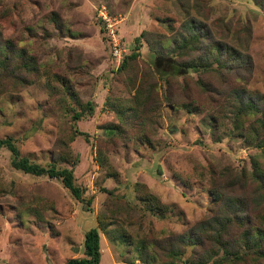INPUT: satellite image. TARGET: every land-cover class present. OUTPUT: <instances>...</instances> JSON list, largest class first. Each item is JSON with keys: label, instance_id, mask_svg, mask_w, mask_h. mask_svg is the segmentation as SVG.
I'll use <instances>...</instances> for the list:
<instances>
[{"label": "rangeland", "instance_id": "rangeland-1", "mask_svg": "<svg viewBox=\"0 0 264 264\" xmlns=\"http://www.w3.org/2000/svg\"><path fill=\"white\" fill-rule=\"evenodd\" d=\"M100 6L114 23V42L123 50L119 62L137 48L134 64L122 72L115 71L97 17ZM186 16L205 24L213 39L247 51L244 88L263 95L264 109V0H0V39L24 49L37 71L23 70L22 85L0 89V138H10L21 156L41 166L60 152L66 162L57 165L72 167L74 183L92 197L86 210L58 178L13 168L10 152L0 147V264H63L82 257L83 233L97 225V264H171L162 248L153 249L154 241L164 246L168 236L219 212L222 195L242 199L249 215L260 211L249 157L264 146L253 145L247 122L234 132L228 107H204L192 86V102L185 103L177 88L181 76L165 97L163 80L145 75L146 64H157V74L166 66L145 41L136 46L133 38L141 31L168 36ZM126 77L144 88L156 84L134 117L122 116L133 93ZM227 95L219 97L230 102ZM74 100L89 102L91 112L73 119L67 104ZM106 122L123 133L104 143L98 162L94 144L103 139ZM140 241L149 255L138 254Z\"/></svg>", "mask_w": 264, "mask_h": 264}, {"label": "trees", "instance_id": "trees-1", "mask_svg": "<svg viewBox=\"0 0 264 264\" xmlns=\"http://www.w3.org/2000/svg\"><path fill=\"white\" fill-rule=\"evenodd\" d=\"M51 17L54 20V16ZM166 37L168 42L163 43L162 38ZM141 39L146 42L148 49L157 59L163 62L162 66H166L160 69V74H157L159 70L157 64L151 68L146 64L145 70V75L147 74L150 78L154 76L163 80L165 97H170L167 95H170L171 82L175 81L177 76H181L182 79L178 82L177 88L184 92L185 103L192 102L187 94L188 88L192 86L194 90H197L195 95H201L204 99L201 105L213 107L212 104L216 103L228 107L231 109L230 120L234 132H239L243 123L247 122V133L253 145L257 148L264 146V109L261 106L263 95L244 88V73L248 72L251 65V57L247 51H240L213 39L205 24L192 16H186L179 28L168 36L141 31L133 38L136 46ZM137 57L136 48L122 57L115 71L122 72L129 68ZM23 70L36 75L32 57L27 56L24 49L16 48L10 40L0 39V89L5 85L10 87L22 85L25 79L22 75ZM191 73H195L194 78L190 76ZM125 79L133 93L130 97L131 105L121 109L122 116L134 117L136 110L143 109L148 95L156 92L154 90L156 84L153 80V83H147L144 88L139 86V83H135L133 77ZM227 87H229L228 90ZM46 89L51 96L52 87L48 85ZM222 91H227L230 102H225L219 97ZM67 106L71 112L70 116L75 120L82 117L84 113L91 112L89 102L74 100L73 104H67ZM101 127L104 129L103 139L100 138L99 142L94 144L98 162L103 158L101 151L106 149L104 143L115 135L120 136L123 133L122 127L115 123L106 122L101 124ZM72 133L79 132L73 130ZM79 134L87 139L86 134L82 132ZM69 139H72V136ZM62 144L63 142L59 139L58 150ZM0 147H5L10 152L9 162L13 168L35 176L46 175L58 178L62 186L76 200L84 204L86 210L88 209L92 197L84 196V189L74 183L72 167L57 165V160L66 162V157L59 155L60 152L52 154L48 164L41 166L21 156L10 138H0ZM261 158L264 160L263 148L257 157L252 155L249 157L250 176L260 190L261 201L263 199L259 212L249 215L242 199L232 195H222L219 200L222 209L219 212L187 226L181 234L168 236L162 243L164 246H161L158 240L154 241L153 249L157 251L158 247L162 248L165 255L171 258V264H174V260H184L188 264H206L211 259H214V264H264V166L260 162ZM243 173L245 172H240V174ZM232 185L233 181L225 184L224 187L229 188ZM136 186L141 187L138 183ZM152 200L156 201L155 198ZM150 202L151 206L155 205L152 201ZM156 205L161 209L164 207L159 202H156ZM98 229H101L99 225L85 230L82 240L83 256L69 258L63 264H97L99 262ZM136 246L140 256L149 255L144 242L140 241ZM185 250L187 255L183 257ZM140 258L143 262L148 259Z\"/></svg>", "mask_w": 264, "mask_h": 264}, {"label": "built area", "instance_id": "built-area-1", "mask_svg": "<svg viewBox=\"0 0 264 264\" xmlns=\"http://www.w3.org/2000/svg\"><path fill=\"white\" fill-rule=\"evenodd\" d=\"M97 17L100 19L103 30L105 31V34L107 35V38L111 45L110 54L114 60V63L117 65L122 56L123 50L119 46V44H117V42L116 43L114 42L115 41V28H114V23L112 21V18L107 15L104 9V6H100V8H98Z\"/></svg>", "mask_w": 264, "mask_h": 264}]
</instances>
